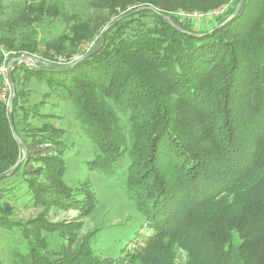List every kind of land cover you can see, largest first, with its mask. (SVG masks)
Instances as JSON below:
<instances>
[{"label": "trees", "instance_id": "1", "mask_svg": "<svg viewBox=\"0 0 264 264\" xmlns=\"http://www.w3.org/2000/svg\"><path fill=\"white\" fill-rule=\"evenodd\" d=\"M239 1L89 0L92 8L108 13L81 26L97 35L92 46L104 28L134 10L128 8L151 6L144 11L153 23L132 26L140 13L119 21L105 33L97 53L78 61L86 52L70 65L55 60L64 54L65 38L71 48L83 38L75 26L43 52L30 37L18 46L13 39L0 41V67L36 56L67 68L12 64L13 73L19 69L26 78L42 81L46 96L71 103L95 152L91 169L125 179V193L150 231L143 240L135 237L139 243L116 258H94L84 244L48 260L29 242V253L15 264H175L176 248L186 253L187 264H264V0H246L226 22ZM177 8L218 13L213 26L193 30L175 14ZM20 14L25 19L55 16L56 8L26 4ZM3 84L0 74V92ZM18 97L16 91L12 110ZM8 108L0 98V176L22 157ZM12 124L26 157L0 182L21 174L27 184L24 196L88 214L93 196L85 193L79 199L62 180L65 132L47 126L27 142L15 128L13 112ZM124 126L128 148L121 138ZM9 184L4 195L11 197L21 183Z\"/></svg>", "mask_w": 264, "mask_h": 264}, {"label": "rangeland", "instance_id": "2", "mask_svg": "<svg viewBox=\"0 0 264 264\" xmlns=\"http://www.w3.org/2000/svg\"><path fill=\"white\" fill-rule=\"evenodd\" d=\"M42 2L55 6L56 15H42L35 19L21 16L26 4ZM130 9L137 8L134 6L127 11ZM139 9L138 13L142 15L134 14L136 16L132 18L131 25H152L150 13ZM217 13L200 9L175 10L181 21L192 24L193 30H206L213 26V17ZM107 14V11L92 8L89 0H0V41L13 39L18 46L22 40L30 37L32 41L38 42L39 52H43L52 41L70 34L75 26L77 34L83 38L74 45L75 48H71L65 38L61 44L63 57H56L55 60L56 63L70 65L88 52L97 38V35L88 33L87 27L81 26H86L88 22L97 23L105 19ZM7 55L4 54L5 57ZM30 58L39 59L36 56ZM8 64L0 67L4 83L0 98L10 108L11 118L13 112L17 132L29 142V136L41 134L40 131H45L47 126L63 130L66 145L62 156L64 185L79 199L85 193L91 194L94 206L88 214L83 215L69 205L56 207L51 203L36 202L30 196H24L27 184L21 174L12 181L0 182V264H15L18 256H26L30 249L29 242L33 243L39 256L48 260L70 254L84 244L89 246L92 257L100 259L116 258L125 248L132 250L134 244L139 243L135 237L143 240L150 231L144 216L125 193V179L107 178L100 170L91 169L90 162L95 152L74 117L71 103L55 95L46 96L48 89L42 81L26 78L19 69L13 73L12 66L10 81ZM13 89L14 96L18 91L19 97L12 110V101L10 106L9 103ZM121 138L128 148L129 136L125 126L121 128ZM125 158L124 167L128 164L127 156ZM34 166L38 167L40 163ZM10 182L21 183L14 186L15 192L11 197L4 195L9 190ZM19 186L24 189H18ZM187 262L186 253L176 248L174 263Z\"/></svg>", "mask_w": 264, "mask_h": 264}, {"label": "water", "instance_id": "3", "mask_svg": "<svg viewBox=\"0 0 264 264\" xmlns=\"http://www.w3.org/2000/svg\"><path fill=\"white\" fill-rule=\"evenodd\" d=\"M246 0H240L239 3L237 4L235 10L233 11L231 17L229 18V20H227L226 22L230 21L231 19H233L234 17H236L238 15V13L240 12V10L242 9L244 3H245ZM141 10H152V8H149V7H146V8H142ZM140 11V9H136V10H133L127 14H124L122 16H119L116 20H114L112 22V24H110V26L106 27L102 32H101V35L97 41L96 44H94L90 50L84 55L82 56L81 58H79L78 61H81V60H85L91 56H93L95 53L98 52V50L100 49V47L102 46L103 42H104V35L105 33L111 28L113 27L116 23H118L119 21H122L128 17H130L131 15H134L136 13H138ZM158 16H160L161 18L165 19L167 21V23L175 28L177 31H181L180 28L178 26H176L175 24L172 23V21L166 16V15H163V14H160L159 12L157 11H154ZM220 27V26H219ZM13 62H18V63H23L25 64L26 66L28 67H36L37 65H40L42 67H45L47 69H58V70H64V69H67L66 67L60 65V64H55V63H50V62H45V61H42V60H39V59H32V58H28V57H19L15 60H11L8 64V68H9V79L11 81V66L13 64ZM71 67V66H70ZM14 97V89H13V92H12V96H11V99H10V103H9V106L11 104V101ZM8 118H9V122H10V126H11V131L13 133V136L14 138L17 140V142L19 143L20 145V148H21V151H22V157H21V160L18 164H16L9 173H6V174H3L0 176V180L2 178H5V177H8L10 176L14 171L15 169L18 167V165L24 161L25 157H26V149H25V146L22 142V140L15 134L14 132V127L12 126V118H11V110L10 108H8Z\"/></svg>", "mask_w": 264, "mask_h": 264}]
</instances>
